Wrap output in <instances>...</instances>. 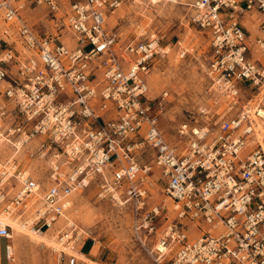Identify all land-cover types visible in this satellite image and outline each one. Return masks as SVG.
Instances as JSON below:
<instances>
[{"label": "built area", "instance_id": "1", "mask_svg": "<svg viewBox=\"0 0 264 264\" xmlns=\"http://www.w3.org/2000/svg\"><path fill=\"white\" fill-rule=\"evenodd\" d=\"M126 1L0 0V214L52 230L59 264H76L67 250L83 247L86 230L73 196L95 183L101 197L132 207L137 231L154 234L155 264H264V0L188 3L193 26L209 38V91L237 111L211 120L202 108V123L179 126L181 145L161 133L147 96L149 73L169 50L155 35L125 38L109 26ZM31 6L47 8L75 46L31 26L22 14ZM247 89L257 93L244 101ZM146 148L151 163L139 161ZM154 166L174 218L147 204ZM13 231L0 222L8 264Z\"/></svg>", "mask_w": 264, "mask_h": 264}, {"label": "rangeland", "instance_id": "2", "mask_svg": "<svg viewBox=\"0 0 264 264\" xmlns=\"http://www.w3.org/2000/svg\"><path fill=\"white\" fill-rule=\"evenodd\" d=\"M192 1L162 0L158 4H153L150 0H140V2L139 0H127L116 10L118 15L115 12V15L113 14L108 21L109 26L116 28L125 38H145L155 35L160 38L161 45L169 50L165 57L155 61L149 73L147 96L156 104L158 127L172 145H181L178 128L183 122H190L193 125L197 122L202 123L200 120L205 118L201 114L202 108L206 107L210 111L211 120H216L224 114L232 115L237 111V108L228 111L225 98L220 95L216 96L214 91H209L211 87L207 75L211 50L209 38L207 33L193 26L191 22L193 10L188 3ZM142 2L148 3L146 9L142 8ZM22 14L40 34L49 36L59 34L64 42L66 38L75 40L68 29L54 28L51 14L43 6L28 7ZM246 25L252 31L253 36L259 34L253 22L246 21ZM179 41L189 50L183 58L178 54L177 42ZM65 43L69 48L75 46V42L72 45L69 42ZM257 57L264 61V56L257 54ZM256 93L255 89H247L243 94L244 101ZM262 103L264 105V100ZM154 157V150L146 148L140 154L139 161L151 163ZM35 176L45 179L41 170H36ZM146 187L148 206L165 205L167 214L174 218L176 212L173 210L172 201L165 194V181L155 166L148 177ZM78 193L73 196V216L76 214L75 219L86 230V239L82 248L79 245L75 251L67 250L77 257L76 264H88L84 260L81 261L79 253H84L86 257L94 261L91 264H155L151 255L155 236L143 230L137 231L130 205H120L108 197H101L100 189L95 183ZM191 228V236L200 234L197 228ZM13 232L15 260L10 264L59 263L56 251L59 246H40L27 237L22 236V238L21 235L15 233V230ZM52 234L56 239L55 233ZM0 241H2L0 246L4 259L3 261L0 259V262L8 264L5 253L6 241L3 239Z\"/></svg>", "mask_w": 264, "mask_h": 264}, {"label": "bare ground", "instance_id": "3", "mask_svg": "<svg viewBox=\"0 0 264 264\" xmlns=\"http://www.w3.org/2000/svg\"><path fill=\"white\" fill-rule=\"evenodd\" d=\"M162 0H150L151 3L153 4H158L159 2H161ZM165 1V0H164ZM167 1V0H166ZM140 2V0H139ZM138 2V3H139ZM182 2V1H181ZM180 2V3H181ZM134 3V2H133ZM143 6L142 8L146 9V5L148 3H144L142 2ZM178 3V2H177ZM141 4V3H140ZM175 4V3H174ZM136 6V5H135ZM138 6V5H137ZM141 6V5H140ZM158 6V5H157ZM137 9V8H136ZM142 9V10H143ZM141 11V10H140ZM159 11V10H158ZM117 14V12H116ZM145 14V13H144ZM115 15V14H114ZM118 15V14H117ZM116 19V18H115ZM111 20V19H110ZM111 22V21H110ZM116 26V25H115ZM58 31V30H57ZM65 42H69L70 45H72L75 40H73V38L70 40L69 38H66L65 39ZM215 94V93H214ZM218 96V94L216 95ZM215 96V97H216ZM222 98V97H221ZM217 99V98H216ZM224 99V98H223ZM261 113L264 114V109L261 110ZM259 129L262 130V132H259L258 135H259V138L260 140L262 139V136H263V133H264V126L260 124L259 126ZM79 194V193H78ZM77 194V195H78ZM76 195V194H75ZM81 197V196H80ZM76 199V197H75ZM77 200V199H76ZM79 202V201H78ZM80 203V202H79ZM74 209V207H73ZM74 213V212H73ZM76 215V214H75ZM74 215V217H75ZM0 222H2L3 224H10L14 230L16 231L15 233H18L19 235L27 237V239L29 238L32 242H34L35 244H38V245H44V246H47V247H50V246H54V247H58L59 244L56 243V240L53 236V231H50V230H47V231H36L32 228H28V227H25L21 222H20V218L16 215H9L7 213H1L0 214ZM18 238V237H17ZM23 238V237H22ZM19 240V239H18ZM21 240V239H20ZM21 242V241H20ZM23 243V242H22ZM15 245V243H14ZM24 245V244H23ZM22 245V247H23ZM33 245V244H32ZM37 245V246H38ZM36 246V247H37ZM21 247V248H22ZM25 248V247H24ZM17 249V248H16ZM22 251V249H20ZM20 251V253H21ZM71 251V250H70ZM23 252V251H22ZM19 254V253H18ZM17 255V254H16ZM79 256H80V259L81 261L84 260L86 263L88 264H91V263H94V261L90 260L88 257H86V255L84 253H79ZM22 257V256H21ZM20 257V258H21ZM57 257V256H56ZM58 259V257H57ZM21 260V259H20ZM17 262V261H16ZM15 262V263H16ZM83 262V261H82ZM59 264V263H58Z\"/></svg>", "mask_w": 264, "mask_h": 264}, {"label": "crops", "instance_id": "4", "mask_svg": "<svg viewBox=\"0 0 264 264\" xmlns=\"http://www.w3.org/2000/svg\"><path fill=\"white\" fill-rule=\"evenodd\" d=\"M1 243H2V241H0V245H1ZM0 259H1V261H3L4 259H3V257H2V250H1V246H0Z\"/></svg>", "mask_w": 264, "mask_h": 264}]
</instances>
